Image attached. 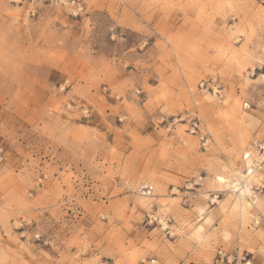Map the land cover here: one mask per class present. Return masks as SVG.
Here are the masks:
<instances>
[{"label":"rangeland","instance_id":"374dc122","mask_svg":"<svg viewBox=\"0 0 264 264\" xmlns=\"http://www.w3.org/2000/svg\"><path fill=\"white\" fill-rule=\"evenodd\" d=\"M255 140L264 0H0V264H264Z\"/></svg>","mask_w":264,"mask_h":264},{"label":"built area","instance_id":"2783aa9c","mask_svg":"<svg viewBox=\"0 0 264 264\" xmlns=\"http://www.w3.org/2000/svg\"><path fill=\"white\" fill-rule=\"evenodd\" d=\"M205 83H207V87H211L214 93H220V91L222 90V89L219 90L218 84L215 79H213L210 83L205 80H202L200 82L202 86ZM245 106H249L248 102L245 103ZM188 130L192 134L196 135L201 148H203L204 150H208L210 148L212 144L211 137L209 136V133L204 129L203 124L199 118H194L191 120V122L189 123ZM253 148L257 156H253L251 150L246 151L243 154V160L245 162V173H247L248 175L262 171L264 168V140L262 141L255 140L253 143ZM262 185L264 184L260 183L259 185H257L256 188H259ZM150 189L151 188H149V190L147 191L148 193L150 192ZM256 222L259 223V218L256 220ZM217 254L222 261L225 257H227L226 252H224L222 248L218 250ZM238 257L239 255H237V258ZM228 258L229 257H227V259ZM243 258L245 259V256H243ZM155 261L156 260H152L151 263H155ZM246 263L248 264L250 263V261H246Z\"/></svg>","mask_w":264,"mask_h":264},{"label":"bare ground","instance_id":"6f19581e","mask_svg":"<svg viewBox=\"0 0 264 264\" xmlns=\"http://www.w3.org/2000/svg\"><path fill=\"white\" fill-rule=\"evenodd\" d=\"M258 174H259V172L254 173V174H251V175L250 174L248 175L247 173H244V175L243 174L240 175L241 178L238 180V182L235 181L236 182V184H235L236 191H238L239 193H241L243 196L245 195V197H242L243 198L242 199V203H247L248 201L246 200V196H249V195L251 196V189H250V186H249V183L248 182L251 183V181L253 180L251 178L254 177V175H258ZM218 181H220L221 183L225 184L228 180L226 178L222 177V176H218ZM240 181H241V183H240L241 185H239V182ZM235 182L233 181V183H235ZM250 200H251V198H250Z\"/></svg>","mask_w":264,"mask_h":264},{"label":"crops","instance_id":"0c3cea01","mask_svg":"<svg viewBox=\"0 0 264 264\" xmlns=\"http://www.w3.org/2000/svg\"><path fill=\"white\" fill-rule=\"evenodd\" d=\"M250 198H251L252 201H254L252 197H250ZM200 228H201V226L198 228L199 231H200ZM255 248L257 249V246H256ZM256 251H257V250H256Z\"/></svg>","mask_w":264,"mask_h":264}]
</instances>
